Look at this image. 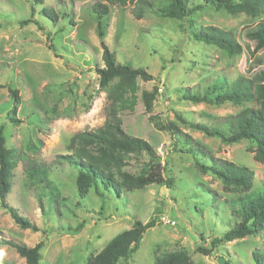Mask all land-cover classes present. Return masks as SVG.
Instances as JSON below:
<instances>
[{
    "label": "rangeland",
    "instance_id": "374dc122",
    "mask_svg": "<svg viewBox=\"0 0 264 264\" xmlns=\"http://www.w3.org/2000/svg\"><path fill=\"white\" fill-rule=\"evenodd\" d=\"M108 5L102 18L104 40L121 63L130 62L153 75L151 81L138 79V99L133 110L120 112L124 130L144 138L161 158L166 179L141 190L123 193L120 199L102 198L91 189L80 197L76 170L59 156L69 152L71 138L82 131H95L107 120V92L99 85L97 69L104 66L94 4ZM138 0L126 5L106 0H0V127L8 147H14L21 161L13 171L12 190L6 202L20 215L38 226V231L16 224L0 200V239H13L33 247L43 241L39 264H85L117 234L132 228L136 220H153L140 248L117 264H154L157 257L185 250L195 264H255L254 254L264 255V231L214 247L235 223L225 204L233 197L222 181L197 169L196 158L180 139L186 133L217 160L232 161L254 171V188L264 183V164L254 159L255 145L248 140L225 143L192 127L195 123L214 125L237 114L243 106L231 102L213 105L194 103L184 93H199L220 78L234 81L252 77L264 69V49L251 54L241 30L264 18L236 15L224 9L192 0L189 7L196 27L214 26L236 36L241 53L227 54L217 45L190 36L187 20L164 16L170 0H148L143 17L137 19ZM44 9L55 13L44 14ZM189 26V30L188 29ZM158 88L151 112H147L142 92ZM17 89L20 102L12 123ZM154 115L152 121L150 116ZM175 123L182 131L172 135L155 123ZM32 144L31 150L27 144ZM26 156V157H24ZM211 158V159H212ZM30 159L49 167L65 205L50 209L49 195L28 184L25 168ZM207 163L206 158H202ZM146 154L130 156L123 170L140 174L148 167ZM50 213L51 216H48ZM81 224L79 231L75 228ZM202 235V236H201ZM205 238V240H203ZM211 248L210 254L198 246ZM0 264H25V258L0 242Z\"/></svg>",
    "mask_w": 264,
    "mask_h": 264
},
{
    "label": "trees",
    "instance_id": "16d2710c",
    "mask_svg": "<svg viewBox=\"0 0 264 264\" xmlns=\"http://www.w3.org/2000/svg\"><path fill=\"white\" fill-rule=\"evenodd\" d=\"M36 4H42L44 0H33ZM111 4L126 5L128 0H106ZM192 0H170V4L162 9L164 16L187 20L193 23L192 14L194 8L189 7ZM200 2L197 9L205 6L224 9L228 13L236 15L246 13L251 17L264 14V0H197ZM138 10L135 11L137 19L143 17L146 7H152L148 0H138ZM44 9V14L54 16ZM108 5L98 1L94 4V13L97 19V29L102 47V60L104 66L97 69L99 85L107 92L108 105L106 107L107 120L103 126L95 131H82L75 134L69 142V152L59 156L77 172L76 187L80 197H86L91 189H94L102 198L111 196L120 199L123 193L141 190L146 186L157 183H165L170 188L173 181L166 179L163 173L161 158L157 155L153 146L144 138L130 135L123 128L120 112L133 110L138 99V79L151 81L153 75L144 68L134 67L130 62L121 63L104 40L102 18L108 14ZM189 34L197 41L217 45L227 54L241 53L243 48L230 32L223 31L219 27L202 26L192 24ZM241 36L247 39V48L254 47L251 54L264 49V18L253 25H248L241 30ZM14 100L12 115L9 119L12 123H18L16 118L17 105L20 102L17 89H11ZM158 93L155 87L152 91L144 90L142 99L147 112L153 109L154 101ZM183 98L194 102H206L213 105H222L231 102L235 105L256 103L252 106H243L235 115H229L217 124L207 125L195 123L192 125L209 137H217L225 143H238L248 140L255 145L254 159L264 164V69L257 71L252 77L241 76L234 81L220 78L205 89L203 95L199 93H184ZM150 119L155 120L151 115ZM157 127L170 132L171 136L182 131L175 123H155ZM181 141L189 146L188 152L196 158L197 169L203 173H211L219 178L227 191L234 193L227 198L225 204L231 210L235 223L220 237L211 239V245L216 247L222 242H231L256 235L264 231V183L254 188V171L246 166L212 158L209 152L184 133ZM7 139L0 127V200L14 222L23 228L38 231V226L29 218L8 205L6 198L12 190L13 171L21 161V155L16 148L8 147ZM32 144H27L31 150ZM146 154L149 157L148 167L140 174H132L124 171L130 156ZM26 157V156H24ZM207 159V163L202 161ZM212 158V159H211ZM28 184L38 187L42 194H48L50 209L58 210L65 205L66 198L61 196L58 185L51 179L49 167L30 159L25 168ZM51 216L50 213H47ZM155 226L150 220L146 223L136 220L132 228L115 235L105 247L96 255L90 256L85 264H117L121 259L140 248L144 233ZM79 224L75 230L79 231ZM202 236V235H201ZM205 240V238H203ZM0 242L14 248L20 256L25 258V264H39L42 259L41 250L44 242L41 241L33 247L13 239H0ZM198 252L210 254L211 248L202 245L197 247ZM255 264H264V255L254 254ZM154 264H195L189 253L185 250L176 251L162 257H157Z\"/></svg>",
    "mask_w": 264,
    "mask_h": 264
}]
</instances>
